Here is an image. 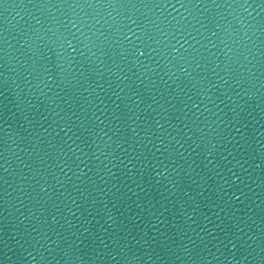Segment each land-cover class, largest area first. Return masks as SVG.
<instances>
[{
  "label": "water",
  "instance_id": "water-1",
  "mask_svg": "<svg viewBox=\"0 0 264 264\" xmlns=\"http://www.w3.org/2000/svg\"><path fill=\"white\" fill-rule=\"evenodd\" d=\"M0 264H264V0H0Z\"/></svg>",
  "mask_w": 264,
  "mask_h": 264
}]
</instances>
